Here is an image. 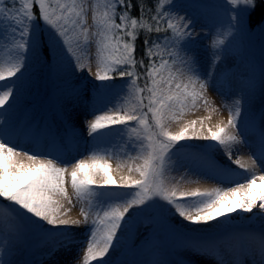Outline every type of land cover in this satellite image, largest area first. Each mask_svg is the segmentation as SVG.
<instances>
[{
  "label": "snow or ice",
  "instance_id": "snow-or-ice-1",
  "mask_svg": "<svg viewBox=\"0 0 264 264\" xmlns=\"http://www.w3.org/2000/svg\"><path fill=\"white\" fill-rule=\"evenodd\" d=\"M226 3L233 15L228 16L226 27L221 24L224 30L218 31L211 40L210 47L214 51L203 73L205 78H202L198 74L199 59L195 53L187 54V46L195 42L192 21L173 11L174 0H154L151 8H146L144 0H139L135 5L139 16L131 14L132 0H0V53H3L0 54V82L10 81L13 77L19 79L29 53L37 63L43 64L54 53L60 55L61 52L74 61L77 70L94 75L96 81L102 82L101 87H110L104 82L117 77L129 78L123 102L103 110L102 114H95L86 127L88 135L98 139L105 134L102 130L112 131L120 125L127 130L130 140L139 141L138 154L129 158L142 160V163L128 171H135L140 178L121 176L119 180L114 179L110 174L111 165L102 162L108 155L106 151H94L88 161L78 160L72 166L70 176L76 199L82 204L79 219L63 218L60 212L61 199L72 203L65 187L68 169L60 166L63 163L60 158L41 159V154L18 151L15 145H10L6 138L8 129L0 122V198L9 202L5 206L8 211L18 206L24 214L34 218L32 222L37 227L46 224L62 230L65 239L50 247L49 256L61 249L70 253L75 241L69 229L88 225L89 237L82 261L93 264L113 248L126 214L134 208L151 206L150 202L157 198L170 206L178 217L192 224H207L237 210L253 213L258 207L264 212V175L257 176L240 159L233 162L247 174L246 180L236 182L235 187L227 190L218 187L211 191L177 192L166 183L173 149L181 141H214L225 150L229 160H232V145L242 143L238 133L228 131V128H237L241 115L239 100L235 102L234 111H229L227 124L218 125L216 130L209 127L206 134L200 129L189 136V126L173 134L166 127L169 119L176 118L177 111L182 113L189 106H195L198 100H204L208 87L206 77L211 76L223 61L222 53L228 51L229 37L242 34L246 28L264 33V0H226ZM257 8L261 9V14L253 22ZM89 11L92 13L91 26L88 24ZM148 12L152 13L150 17L146 15ZM141 32L145 33L144 50L138 60L136 42ZM152 33L170 35L163 38L157 35L152 39ZM93 42L96 47L94 73L88 55ZM137 65L144 69L142 74L136 71ZM141 76L145 80L143 87L138 84ZM145 92L147 97L142 95ZM12 95L11 84L0 88V108ZM145 107L147 111H144ZM149 114L152 123H149ZM195 123L193 121L192 125ZM21 156L27 163L18 159ZM260 159L264 160V128L261 129ZM255 164L253 159L252 165ZM120 188L134 191L118 196L115 192ZM220 240L226 249L239 245L241 250L245 246L258 250L259 264H264V233L258 240L242 235H225ZM78 262L79 257L72 264Z\"/></svg>",
  "mask_w": 264,
  "mask_h": 264
},
{
  "label": "rangeland",
  "instance_id": "rangeland-1",
  "mask_svg": "<svg viewBox=\"0 0 264 264\" xmlns=\"http://www.w3.org/2000/svg\"><path fill=\"white\" fill-rule=\"evenodd\" d=\"M174 3L173 11L179 15H186L192 21L195 42L187 46V54L195 53L199 59L198 74L205 78L203 73L207 70L211 53L214 51L210 47L211 40L215 37L212 27L216 21L226 26L228 16L233 15L231 8L226 0H174ZM36 10L34 7V11ZM258 18L259 16L255 17L254 13L253 22ZM117 22H119L118 17ZM92 23V13L89 11V26ZM158 35L163 38L170 33ZM228 39L230 41L227 44L228 51L222 53L224 59L212 73L213 80L211 76L206 77L210 84L208 87H224L223 94L210 92L211 99H204L207 103L201 100L200 103L187 111L184 110L182 113L177 111L176 118L169 119L166 123L167 130L171 133L175 134L185 126H189L188 135L191 136L193 131H196L197 118L194 116L198 109L211 110L217 117L222 118L224 116L222 110L234 111L236 100L240 101L241 112L247 111L245 106L250 107V102H253L257 105V110L259 109L258 116L264 115V33H261L259 29L248 31L246 28L242 34H236ZM95 53L96 47L93 42L88 49L93 73L96 70ZM164 56L167 58L166 53ZM145 64H147V60H145ZM25 70L26 72L19 79L13 77L10 81L0 82V88L8 84L13 86V95L9 98L8 103L0 108V113H3L0 118L9 119L6 138L10 145H15L18 151L41 154V159L56 157L50 150L42 149L40 146L42 142L48 147L53 145L64 156L67 154L63 148L64 145L68 144L69 147L70 144L73 145L76 142L75 140H78V137L71 134L74 133L75 125L65 122L61 118L63 113L55 108L57 100L69 97L76 90L90 89L92 94L89 103L93 106L87 115L93 119L95 114H102L103 110L120 105L127 95L128 77L122 79L117 77L119 82L114 79L104 82L110 87H101L102 82L96 81L94 75L87 71L77 70L74 61L62 52L60 55L54 53L49 61L43 64L37 63L29 53L22 71ZM136 71L142 74L144 69L137 65ZM216 73H219L218 76ZM63 80H68V82L62 85L60 81ZM139 83L142 84L141 87L144 86L143 76L138 80ZM142 95L147 97L148 94L145 92ZM147 102L145 98L144 104L146 105ZM144 111H147L146 107ZM69 112L72 114L75 111L70 110ZM75 116L83 127L80 129L82 134L79 136L90 137L86 127L88 120H85V115ZM148 119L149 123H152L151 114ZM193 121L196 122L194 126L192 125ZM122 129L123 126L118 125L112 131L103 130L104 136L127 135V130ZM74 145L77 146L76 151H83L85 156L84 148L87 145L79 142ZM183 145L184 140L173 149L172 159L166 173L168 187L175 188L177 192H188L195 185L194 182L183 179L188 176L194 177L197 174L198 168L192 163L194 159L206 164L214 172L219 168L208 155L216 149V142L209 140L204 146L197 149L183 147ZM133 148L132 153L138 154L139 141L134 139ZM117 158L118 160L115 162L119 164L122 161V154H117ZM18 159L27 163L23 156ZM60 160L63 162L61 166L69 165V161L64 157ZM140 162L142 163V160ZM135 174L138 175L136 179H139V174L136 172ZM121 176H116V179L119 180ZM132 191L134 189L126 188L122 192L116 190L115 193L118 192L124 196L125 193ZM150 204L149 207L137 208V227L117 234L110 252L98 261H94L93 264H101V261L102 264H153L157 257L161 264H215L208 251L215 249V246L221 241L220 238L226 235V231L223 233L213 232L209 236L200 237V240L193 236L184 237L179 230L172 228L175 226L174 221L181 218L170 206L158 198ZM6 205H9V202L0 198V220L4 224V226H0V264H47L51 260L55 261V264L57 262L65 264L66 261L68 264H72L77 257H79L78 264H83V261L80 263V257L82 250H86L90 226H72L69 231L75 243L71 252L68 253L61 249L55 255L49 256L50 247L65 239L62 230L45 226L37 227L32 222L34 218L24 214L18 206L14 207L12 211H8ZM80 207L69 208L62 213L63 218L70 210L78 213ZM172 217L175 219L174 221H170ZM203 249L207 251L200 254L198 251Z\"/></svg>",
  "mask_w": 264,
  "mask_h": 264
},
{
  "label": "bare ground",
  "instance_id": "bare-ground-1",
  "mask_svg": "<svg viewBox=\"0 0 264 264\" xmlns=\"http://www.w3.org/2000/svg\"><path fill=\"white\" fill-rule=\"evenodd\" d=\"M220 22L216 21L212 27V31L216 34L218 31H223L224 29L221 28ZM226 27V26H225ZM23 73L26 72L22 71ZM217 76L219 73H216ZM216 76V75H215ZM213 76L211 79L213 80ZM68 80L60 81L62 85L66 84ZM210 84H208L209 86ZM224 87H207L204 92V99H211L212 93H222V89ZM91 94L92 91L90 89H83V90H76L70 94L69 97L61 100H57L55 104V108L60 110L63 114L61 115L62 119L65 122H70L74 124V133L78 137V140L74 142L81 143L83 145H87L85 147V156L83 151H76L77 146L70 144L64 145V150H66L67 154L62 155L58 149H55L54 146H47L44 142L40 144L42 149L46 151H51L55 154L56 157L62 158L69 161V165H67V173H66V189L68 193V197L71 199L72 203H69L66 199H61L60 202L63 207L60 209L61 213H64L66 210H69L71 207L82 206L81 202L76 199L74 190L71 187V176L70 173L72 171V166L78 160H90V157L94 151H106L108 155L103 157V161H107L111 165V172L110 174L116 179V176L121 175H128L132 176L134 179L138 175L135 174V171L129 172L128 169L135 168L141 162L140 160H133L129 157H135L137 154L132 153L134 139L130 140L128 135H114L110 137L101 136L98 139H93L92 137L86 136L85 138L80 137L79 135L82 134L80 129L83 128L81 123L76 119L75 115H80V117L85 115V120L90 121L92 118H89L87 115L88 111L92 108L89 102L91 101ZM201 100H198L196 105L200 103ZM203 102V101H202ZM17 104V102H14ZM90 104V105H89ZM249 104V103H245ZM217 105V103H215ZM244 105V104H243ZM193 106H189L185 109V111L189 110ZM247 111L241 112L240 117L237 120V128L232 129L228 128L230 133H238L242 143L234 144L231 148V155L232 160L228 159V155L225 153V150L216 143V149L213 152H210L208 155L212 158V161L217 165L219 168L214 172L209 166L206 164L198 162V159H194L192 161L193 166L197 167V174L194 177H184L185 181H192L195 183L191 187L189 191H193L199 189L200 191H211L214 188H222L223 190H227L231 187L236 186V182H244L246 180L247 174L244 172L243 169H239L237 165L233 162L236 159H240L241 163L248 166L250 169L254 170L256 175H264V160L260 159V148H261V129L264 128V115L259 117V109L257 110V105L253 102H250V107L247 105L245 106ZM73 110L72 114L69 112ZM65 112V114H64ZM223 117H217L215 113L211 110L201 109L196 111V115L194 116L197 118V126L196 131L203 129L204 134L207 133V129L211 127L213 130H216L217 126H224L227 124V120L229 118V110L225 109L222 110ZM84 115H83V114ZM259 117V119H258ZM87 121V122H88ZM0 122H2L5 127L8 128L9 119L7 118H0ZM199 123V124H198ZM103 131V130H102ZM209 140L203 139H191V140H184L183 147H190L193 149H197L201 146H204ZM181 149V148H180ZM69 152V153H68ZM122 154V161L117 164L115 161L118 160L117 154ZM256 160V164L252 165V160ZM27 162V160H26ZM61 166V165H60ZM259 184V180L257 181ZM126 188L117 189L118 192L124 191ZM260 189H256V193L259 194ZM115 193L118 196H122L120 194ZM119 202V201H117ZM137 208L130 210L129 214H126L125 221L122 222V228L118 230L117 234H122L126 232L128 229H134L137 227L136 223V216H137ZM169 215V214H168ZM170 216V215H169ZM171 217V216H170ZM66 219H79L80 211L76 213L74 210H70L68 214L64 216ZM175 219L172 217L170 221H174ZM0 226H4L3 222L0 220ZM190 224V225H188ZM174 225L172 228L179 230L184 237H197V239H201L200 237L209 236L211 233L219 231L225 232L226 235H233L237 232L243 233L247 237H252L254 240H258L261 233H264V212L259 210V208L253 209V213H245L237 210L236 212L230 213L228 216H220L217 220H213L207 224H192L183 218L180 220L174 221ZM45 227H51L48 225H43ZM228 228V229H227ZM227 229V230H226ZM174 233L179 234L178 232ZM224 235V234H223ZM111 250V249H110ZM207 251V250H206ZM82 250L80 263L82 262L83 257ZM110 252V251H109ZM200 254L204 253L205 250L198 251ZM210 257L212 258L215 264H259L260 255L258 250H250L248 246H245L244 250H241L239 245H237L234 249H226L222 246L221 241L215 246V249L212 251H208ZM56 262L51 260V262L47 264H55ZM17 264V263H14ZM153 264H161L160 259L157 257L154 259Z\"/></svg>",
  "mask_w": 264,
  "mask_h": 264
},
{
  "label": "trees",
  "instance_id": "trees-1",
  "mask_svg": "<svg viewBox=\"0 0 264 264\" xmlns=\"http://www.w3.org/2000/svg\"><path fill=\"white\" fill-rule=\"evenodd\" d=\"M132 2H133L134 6L131 10V14H132V16H139L140 12H139L138 8L135 7V5L139 2V0H132ZM144 3H145L146 8H151L153 6L154 0H144ZM260 14H261V9L257 8V10L255 12V17L260 16ZM146 15L150 17L152 15V13L148 12V13H146ZM157 35L158 34H156V33H152L151 38L154 39V37H156ZM144 38H145V33L141 32L140 37L136 42V56H137V58L143 56V50H144L143 40H144ZM144 59L147 60L146 58H144ZM147 63H148V60H147ZM115 80L119 82V80L117 78ZM139 84L142 85L141 83H139Z\"/></svg>",
  "mask_w": 264,
  "mask_h": 264
}]
</instances>
